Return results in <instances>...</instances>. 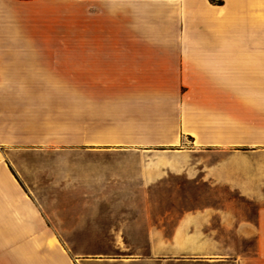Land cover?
I'll use <instances>...</instances> for the list:
<instances>
[{"label": "crops", "instance_id": "crops-1", "mask_svg": "<svg viewBox=\"0 0 264 264\" xmlns=\"http://www.w3.org/2000/svg\"><path fill=\"white\" fill-rule=\"evenodd\" d=\"M58 145L138 151L74 181L144 204L14 171ZM0 264H264V0H0Z\"/></svg>", "mask_w": 264, "mask_h": 264}, {"label": "rangeland", "instance_id": "rangeland-1", "mask_svg": "<svg viewBox=\"0 0 264 264\" xmlns=\"http://www.w3.org/2000/svg\"><path fill=\"white\" fill-rule=\"evenodd\" d=\"M139 157L138 151H120L109 150L102 152L89 151L81 146H65L58 145V148H31V149H16L13 159L15 163L13 165L14 171L32 173L40 176L47 175V184H50L52 188L55 187L54 179L58 174V206L65 207L71 204L78 205L80 210H84L82 206L85 204L94 203L98 204H130L132 201H136L137 204H144V197L141 195V191L137 193L136 197L125 195L124 191L121 196L105 197L88 196L87 185L83 182L77 183L74 181L76 173H78L83 179H86L87 163L91 160L95 162L109 163L106 168H110L112 172L111 180L104 186L105 189H133L129 186L128 182L120 178L117 174L118 165L117 160L121 158H137ZM96 173L102 172V165H95ZM75 174V175H74ZM114 174V175H113ZM45 178V177H44ZM73 181V182H72ZM101 183V182H100ZM103 188V187H101ZM70 190H74L71 193ZM49 199V198H48ZM80 252H114L122 255H129L134 253L136 248H142L146 250V245L134 246V245H78L75 246Z\"/></svg>", "mask_w": 264, "mask_h": 264}, {"label": "trees", "instance_id": "trees-1", "mask_svg": "<svg viewBox=\"0 0 264 264\" xmlns=\"http://www.w3.org/2000/svg\"><path fill=\"white\" fill-rule=\"evenodd\" d=\"M214 2V0H212Z\"/></svg>", "mask_w": 264, "mask_h": 264}]
</instances>
